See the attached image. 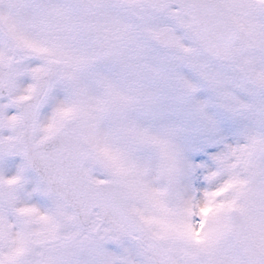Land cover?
I'll return each mask as SVG.
<instances>
[{
    "label": "snow or ice",
    "instance_id": "snow-or-ice-1",
    "mask_svg": "<svg viewBox=\"0 0 264 264\" xmlns=\"http://www.w3.org/2000/svg\"><path fill=\"white\" fill-rule=\"evenodd\" d=\"M200 91L247 123L197 193ZM0 264H264V0H0Z\"/></svg>",
    "mask_w": 264,
    "mask_h": 264
},
{
    "label": "rangeland",
    "instance_id": "rangeland-1",
    "mask_svg": "<svg viewBox=\"0 0 264 264\" xmlns=\"http://www.w3.org/2000/svg\"><path fill=\"white\" fill-rule=\"evenodd\" d=\"M204 101L210 103L207 114L216 121L214 131L206 125L196 111V105ZM152 123L157 130L180 129L176 142L188 171L186 183L190 189L198 193L207 187L204 176L209 168L214 167L212 157L222 149L224 144H234L247 122L222 112L215 107L210 93L200 91L193 102L187 105L176 104L170 99L165 100L161 114ZM19 163V158H15L5 169L6 174H13ZM27 178L33 182L36 179L30 173L27 174ZM36 199L44 203L43 200Z\"/></svg>",
    "mask_w": 264,
    "mask_h": 264
}]
</instances>
